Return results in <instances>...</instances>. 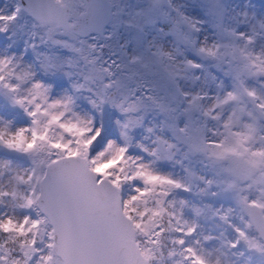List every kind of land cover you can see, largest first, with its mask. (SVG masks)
I'll list each match as a JSON object with an SVG mask.
<instances>
[{
    "label": "snow or ice",
    "instance_id": "obj_1",
    "mask_svg": "<svg viewBox=\"0 0 264 264\" xmlns=\"http://www.w3.org/2000/svg\"><path fill=\"white\" fill-rule=\"evenodd\" d=\"M0 264H264V0H2Z\"/></svg>",
    "mask_w": 264,
    "mask_h": 264
},
{
    "label": "rangeland",
    "instance_id": "obj_2",
    "mask_svg": "<svg viewBox=\"0 0 264 264\" xmlns=\"http://www.w3.org/2000/svg\"><path fill=\"white\" fill-rule=\"evenodd\" d=\"M0 2H2V0H0Z\"/></svg>",
    "mask_w": 264,
    "mask_h": 264
}]
</instances>
